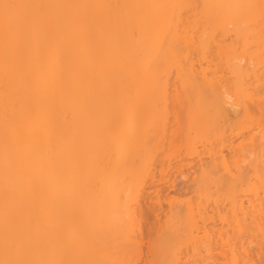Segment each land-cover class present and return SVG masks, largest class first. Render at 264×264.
I'll return each mask as SVG.
<instances>
[{"label":"bare ground","instance_id":"1","mask_svg":"<svg viewBox=\"0 0 264 264\" xmlns=\"http://www.w3.org/2000/svg\"><path fill=\"white\" fill-rule=\"evenodd\" d=\"M229 109L248 131L237 145L262 160L264 0H0V264H108L106 242L133 236L141 257L124 263L155 264L140 230L155 208L144 185L168 161L159 146L181 135L179 111L200 134ZM192 139L198 182L223 170L213 182L231 186L238 163L213 148L201 162ZM253 172L248 199L232 204L259 229L264 174ZM194 215L192 252L173 264L210 252L214 232Z\"/></svg>","mask_w":264,"mask_h":264},{"label":"rangeland","instance_id":"2","mask_svg":"<svg viewBox=\"0 0 264 264\" xmlns=\"http://www.w3.org/2000/svg\"><path fill=\"white\" fill-rule=\"evenodd\" d=\"M241 64H244V61H241ZM261 112L262 116L264 117V110H262ZM178 116L180 118V126H178V132L181 133V135L177 139L176 136L178 135V132L176 133L177 135L175 136V141L176 139L177 141L173 142L174 139L172 140V142L170 141L171 144H173L170 147H167L166 141L164 146L166 145L167 148L164 147L165 150L161 149L162 147L159 146V149L163 152L162 156L160 157H162V159L167 157L164 160H168L166 161L167 164H165V162L164 164H162V166L165 165V168H163L164 175H161L160 171H158L159 167H157L154 171L155 175L153 181H151V183H146L148 184V188L146 187V184L144 185V191L146 192H143L142 195L145 196H143V198L150 202L152 201L153 204L150 203L152 204L151 207H155L154 209L149 211L151 213H149L148 215H150L151 218L149 217L150 220H147H149L150 222L145 221V218H147V214L144 215V212L142 213L145 216L144 217L142 215V219H145L144 221L146 222V225L144 224V222H142V229L144 227L143 225H145L146 227H144L143 230H140V234L143 239L142 242H145V240L148 238L147 240L151 245V251L153 250V256H151V251L146 253V251H143L142 248L141 251L144 252V259L147 261L152 258L155 264H173V258H169H171L170 256L173 255L172 257H174V255L177 254V256L182 259L181 256L185 254L184 252H187L188 250V252H190L191 250L186 244L188 243V240L184 239L186 235L189 237L187 233L191 232H188L187 228H190L189 230H192L191 227H188L187 225L190 223V220H192L191 223H193V215L198 214L194 213L196 212L194 211V209L196 210V208H204L199 209V211H206V215L203 216L204 213H199V218L198 215H196L197 218L194 215L197 219L195 221H199L198 223L195 222L196 224H198L196 226H200L203 229L205 228L206 231H208L207 229H209L210 233H208L211 235V237V232L214 233L213 242L210 246V252L208 254H206V252H204L203 250H201L200 252V255H202L201 257L203 258V260H201L202 264H243V262H248V264H264V218L258 217L256 219V222H258L259 224L258 229L251 221L250 216L247 213L243 214L242 210H239V208L234 207L232 204L233 200L238 201L248 199L249 186L252 183L256 182L253 172L255 168L259 171L263 170L264 174V140L263 153L261 157L262 160L258 158L259 153L254 149V145L253 147L238 146L237 143L240 140L248 137V131L246 129L238 128V115H236V113L232 109L228 110L224 121L210 126L209 129L208 127H206L208 131L205 132L202 130L200 134H198V131L200 129L198 131L196 130V128L195 130L194 128L188 129L185 112L179 111ZM187 135H189L191 139L193 138V145L196 147V150H199L198 152L201 153L199 155L201 158V162H205L209 159L208 150H212L213 148L214 150L212 151H215L217 149L222 150L221 153H223L222 155L229 162L228 164H232V166L229 165L232 167V171L234 170L236 165H234L233 163H238L236 165L237 170H234L233 176H230L231 186H225L218 181H216L215 183L213 182V180H216V178L228 177L227 173L223 170H220V172L211 175L206 183L202 184L198 182L199 167L196 164L198 162V157L196 159L195 155L191 157H189V155H186L184 140ZM247 140H245L243 143L247 142ZM148 195L150 199L147 198ZM197 195H201L200 198H198ZM151 198H153V200ZM199 202H201L200 207L199 204H197ZM184 203H186L187 205ZM192 203L197 204V207ZM190 204L194 206L192 207V205ZM244 205H247V203H245ZM188 206L192 207L193 209V213H190V216L192 217L187 215L189 214L188 211H191L189 210L190 208L186 210ZM153 212L156 213L154 214ZM152 214L154 215V217ZM152 217L156 218L152 219ZM188 217H190V220H188ZM185 218H187L188 221ZM201 218H205V220ZM158 219L160 221H158ZM151 220L157 221H152L155 223L151 224ZM147 223L150 226H148ZM158 224L159 227L156 228ZM151 227L153 228L151 229ZM145 228L151 229V231H149L151 232L149 233L150 235L148 234V231L146 232ZM153 229H155V232ZM164 229H167L168 231H165ZM216 232L218 234L220 233L222 238L219 236L220 234L218 235ZM147 235H149V237ZM215 235H217L218 237ZM135 238L137 237L133 236L132 239L130 237L131 242L129 245H124L123 243L119 244L118 240H114V244H112L113 242H110L111 240L106 242V244L108 245L107 247L109 248L107 250L109 253L107 257V263L125 264V259L123 260V258L126 257L127 259L130 257L131 262L139 260L138 258H140L141 256H138L136 255L137 253H134L137 252V248L136 245H134L135 243H133V241L138 242L141 238L139 237L138 240H135ZM216 239H218L219 241L217 240V242L214 243ZM184 242L186 245L184 244ZM146 244L143 245L146 246ZM113 245H115V248L113 247ZM186 246L188 247V250ZM185 249L187 251H185ZM127 252L130 256H125ZM231 252L235 258L238 257V259H236V262H234V259L232 260V258L230 257ZM221 253H223L224 255ZM203 254H206V256ZM185 255L188 256L187 254ZM226 255H230V258H225ZM136 256H138V258ZM132 257L134 258V260L132 259ZM205 257H207L208 259L206 260ZM184 259L185 258H183V260Z\"/></svg>","mask_w":264,"mask_h":264}]
</instances>
